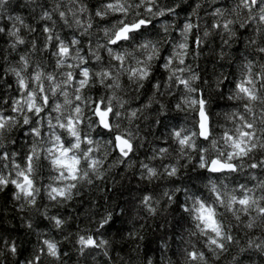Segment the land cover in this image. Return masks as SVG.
<instances>
[{"label": "clouds", "instance_id": "9594fccd", "mask_svg": "<svg viewBox=\"0 0 264 264\" xmlns=\"http://www.w3.org/2000/svg\"><path fill=\"white\" fill-rule=\"evenodd\" d=\"M0 264H264V0H0Z\"/></svg>", "mask_w": 264, "mask_h": 264}]
</instances>
